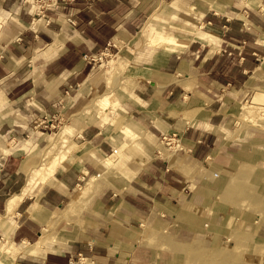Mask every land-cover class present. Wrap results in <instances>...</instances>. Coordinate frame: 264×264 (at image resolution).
Segmentation results:
<instances>
[{"label":"crops","instance_id":"1","mask_svg":"<svg viewBox=\"0 0 264 264\" xmlns=\"http://www.w3.org/2000/svg\"><path fill=\"white\" fill-rule=\"evenodd\" d=\"M41 13L31 31L30 7L0 0V250L18 249L0 264H264V118L243 115L264 105V0ZM113 48L122 82L97 94L93 56ZM60 111L69 151L31 180Z\"/></svg>","mask_w":264,"mask_h":264},{"label":"rangeland","instance_id":"2","mask_svg":"<svg viewBox=\"0 0 264 264\" xmlns=\"http://www.w3.org/2000/svg\"><path fill=\"white\" fill-rule=\"evenodd\" d=\"M21 1L26 5H28L31 9L32 19L30 18V20H32V24L29 28L31 31L32 29H35L36 24L44 21L42 16L43 14L41 13V9H43L44 6H47L53 2V0H21ZM171 36L172 35L164 34L163 40L159 39L156 41L159 42L160 44H165V45L167 43L166 46L168 47H171L172 44H173L172 47L178 46L179 43L176 41V39H180V38L175 37L170 39ZM165 37H167V39ZM174 40L176 41V43L175 42L172 43ZM116 51H117L116 48L103 49L102 51L96 53L95 56H93L95 73L92 74L91 82L93 84L94 89L95 90L97 89V94H101V93L105 94L106 91L111 90L112 88L120 85L122 82L123 70H124L123 56L121 53L119 52L117 53ZM97 85L98 88H96ZM259 102L260 101H257L255 97L253 99H249L248 97L243 103V115L250 117L252 119L258 117L264 118V105ZM50 118L51 121H49V123L51 122V124H49V127L48 126L44 127L47 128L48 131L50 132L49 143L44 150V154L42 153L41 155V159L39 160L40 165L36 167L31 173V180L36 176L40 178H44L48 176V174L54 168V165L56 164L58 158L60 156L63 157L64 154L68 152L70 148L69 134L71 133V128L70 126H68V122L70 120L68 114L62 113L60 111L55 115H52V117L50 116ZM162 145L169 146V144L166 143L164 140L162 142ZM171 145L174 144H170V146ZM120 159H121L120 152L114 153L113 155L107 157V161L115 163V166L117 163L120 162ZM44 236L47 238L46 231L43 233L42 237ZM4 249H6V251L9 252L8 254L11 255L12 254L14 255L18 251V249L7 239H4L3 245L1 246L0 252L2 254ZM258 259L263 260L264 254L258 253Z\"/></svg>","mask_w":264,"mask_h":264},{"label":"built area","instance_id":"3","mask_svg":"<svg viewBox=\"0 0 264 264\" xmlns=\"http://www.w3.org/2000/svg\"><path fill=\"white\" fill-rule=\"evenodd\" d=\"M71 21H72V19H71ZM49 121H51V120H49ZM49 121H45L44 122V126L46 127V126H48L49 127V124H51V122L49 123ZM162 139L166 142V143H168V144H174V145H172V146H174V147H181L180 146V143H179V140H178V138L176 137V135H175V133H172L171 135H163L162 136Z\"/></svg>","mask_w":264,"mask_h":264},{"label":"bare ground","instance_id":"4","mask_svg":"<svg viewBox=\"0 0 264 264\" xmlns=\"http://www.w3.org/2000/svg\"><path fill=\"white\" fill-rule=\"evenodd\" d=\"M45 236H46V235H45ZM45 236H44V237H42V239H41L40 243H41V242H45V241H46V239H47V238H46ZM8 253H9V252H8V251H6V249H4V250H3V254L7 255Z\"/></svg>","mask_w":264,"mask_h":264}]
</instances>
